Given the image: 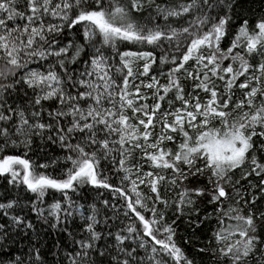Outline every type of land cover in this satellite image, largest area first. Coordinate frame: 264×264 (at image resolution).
<instances>
[{
  "label": "snow or ice",
  "instance_id": "obj_1",
  "mask_svg": "<svg viewBox=\"0 0 264 264\" xmlns=\"http://www.w3.org/2000/svg\"><path fill=\"white\" fill-rule=\"evenodd\" d=\"M248 13L243 0H0V264H196L175 239L185 216L208 225L197 251L211 264H264V13ZM37 140L63 155L37 163ZM222 143L232 154L213 152ZM200 202L214 205L203 219Z\"/></svg>",
  "mask_w": 264,
  "mask_h": 264
},
{
  "label": "trees",
  "instance_id": "obj_2",
  "mask_svg": "<svg viewBox=\"0 0 264 264\" xmlns=\"http://www.w3.org/2000/svg\"><path fill=\"white\" fill-rule=\"evenodd\" d=\"M262 3H264V0H243V8L249 9V13H248L249 16L254 18L255 15L264 13V7H262ZM227 44H228V41L225 40L224 41L225 47L227 46ZM241 80H243V77H241ZM165 82L166 81L163 78H161V83H165ZM188 83L190 84L191 82H188ZM142 91L149 92V95H150L149 90L142 89ZM186 91H190V89L186 88ZM169 98H172L171 93L169 94ZM203 98L206 99V97H203ZM235 98L236 99L242 98V93L239 90L235 91ZM147 103L151 105L153 103V100L148 99ZM176 106L179 107V102H176ZM166 107H167V103L162 102V108H166ZM158 116L159 114H157V117ZM160 128H161V125L157 124L155 132L153 134L154 136L155 134L159 133ZM180 140H181V137L177 136L176 139L172 142L166 141L164 143V147L172 149V150H176ZM38 145H40L39 140H37L36 144L34 145V147L37 149L36 152L29 153V156L31 157V159L35 160L37 163H44V162H47L51 158L63 155V152L56 146L45 147L43 152H41L39 147H37ZM5 154L20 155L21 153L20 151H10V152H6ZM143 170L145 172L152 171V168H150L148 164L145 163ZM48 171H51L53 172V174H55V171H58V169L57 170L49 169ZM239 175H240V171L236 170L235 178H238ZM252 179L255 181L258 178L253 177ZM0 184H6V182L3 180H0ZM204 185H205V179L203 177H190V179L187 181V184H186V186L189 188H196V187H200ZM184 186L185 184L181 182L180 187H184ZM140 187L142 191H145V192L148 191V189H146L143 185H141ZM173 191L178 192L179 188L174 189ZM162 194L166 195L169 198H171V195H172V193H163V192ZM83 195L86 197L88 202H92L95 199V193L90 190L83 193ZM48 199L51 200V197H49ZM206 199L207 198H205V200ZM196 207L200 209V218L203 219L205 213L207 214L212 213L214 205L200 202V203H197ZM169 217L172 218L171 212L169 213ZM193 219H195V217H193ZM187 221H188L187 216L177 221L178 226L176 228V231H177V236L175 237L176 242L185 250L186 254L190 258L195 259L196 264H211V261H209L206 256H201L197 251V249H199L200 247H203L205 244L208 243L207 237L210 235L208 225H202L200 228L194 229L189 226ZM211 226L216 227L214 223ZM46 239L48 240V244L45 246V251H47V248L51 246L54 237H46ZM47 259L52 260V257L49 255Z\"/></svg>",
  "mask_w": 264,
  "mask_h": 264
},
{
  "label": "clouds",
  "instance_id": "obj_3",
  "mask_svg": "<svg viewBox=\"0 0 264 264\" xmlns=\"http://www.w3.org/2000/svg\"><path fill=\"white\" fill-rule=\"evenodd\" d=\"M220 138L223 139V133L220 134ZM212 150L217 155H230L232 154V146L230 144L212 145Z\"/></svg>",
  "mask_w": 264,
  "mask_h": 264
}]
</instances>
